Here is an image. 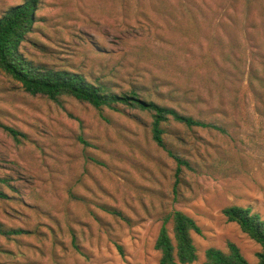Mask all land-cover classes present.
<instances>
[{
    "label": "rangeland",
    "instance_id": "1",
    "mask_svg": "<svg viewBox=\"0 0 264 264\" xmlns=\"http://www.w3.org/2000/svg\"><path fill=\"white\" fill-rule=\"evenodd\" d=\"M24 1L0 0V17ZM20 50L119 95L186 94L176 108L218 129L167 125L178 171L149 113L31 96L0 72V224L27 233L0 235V264H158L174 211L201 229L192 264L228 242L258 264L222 210L264 219V0H42Z\"/></svg>",
    "mask_w": 264,
    "mask_h": 264
},
{
    "label": "trees",
    "instance_id": "2",
    "mask_svg": "<svg viewBox=\"0 0 264 264\" xmlns=\"http://www.w3.org/2000/svg\"><path fill=\"white\" fill-rule=\"evenodd\" d=\"M42 0H25L22 4L10 7L0 17V72L19 83L22 89L31 96L41 95L51 101H59L63 97L87 103L96 109L108 108L118 111V106H126L145 111L151 115V135L155 144L164 149L177 162V170L181 166L189 167L188 162L174 156L166 148L163 135L167 133V125L172 122L187 129L212 128L217 130L213 122L197 120L181 109L187 95L169 94L175 105H159L153 101L138 98L134 93L119 95L107 88L89 82L83 75L66 70H54L37 65L28 60L20 50L22 43L31 33L35 21V12ZM177 100L178 102H173ZM178 109H177V108ZM13 137L16 132L5 128ZM5 197L0 192V198ZM111 212V210H108ZM227 222L235 223L242 233L260 246L257 253L258 264H264V219L249 207L230 206L222 210ZM171 224V232L167 224ZM201 235L196 222L180 211L172 212L164 219L154 250L159 253L158 264H192L197 261V249L191 234ZM27 234L22 230L5 229L0 224V235L3 237ZM203 264H248L239 248L228 242L226 250L208 248L204 253Z\"/></svg>",
    "mask_w": 264,
    "mask_h": 264
}]
</instances>
